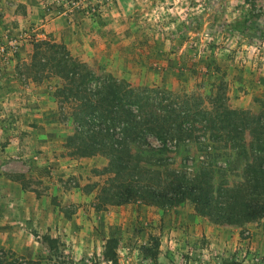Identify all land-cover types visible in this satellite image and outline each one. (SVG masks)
Returning a JSON list of instances; mask_svg holds the SVG:
<instances>
[{
  "label": "rangeland",
  "instance_id": "rangeland-1",
  "mask_svg": "<svg viewBox=\"0 0 264 264\" xmlns=\"http://www.w3.org/2000/svg\"><path fill=\"white\" fill-rule=\"evenodd\" d=\"M40 38L62 42L137 98L148 96L149 110L188 112L183 125L191 129L177 135L167 167L141 162L152 171L131 170L126 183L162 188L205 162L216 187L236 195L243 161L232 151L239 135L228 129V110L256 114L264 100V0H0V264H59L34 233L57 237L74 264H111L102 255L110 237L118 264H264V217L227 225L189 201L161 207L125 195V202L108 159L84 155L81 140L70 139L84 80L33 65ZM21 191L38 201L36 215L21 210L32 201Z\"/></svg>",
  "mask_w": 264,
  "mask_h": 264
},
{
  "label": "trees",
  "instance_id": "trees-1",
  "mask_svg": "<svg viewBox=\"0 0 264 264\" xmlns=\"http://www.w3.org/2000/svg\"><path fill=\"white\" fill-rule=\"evenodd\" d=\"M32 46L33 65L40 67L39 70H49L68 82L79 77L80 81L84 80V110L72 114L75 124L70 138L81 140L79 151L84 149V155L96 151L102 153L108 159L107 169L118 173L120 181L131 170L152 171L142 168L141 162L167 167L177 135L191 129V125H183V120L189 115L186 110H149L148 96L137 98L132 89L115 78L108 75L103 78L88 69L71 56L62 42L40 38L35 39ZM48 48L52 52L49 56L46 55ZM42 54L46 56L42 57ZM65 97L69 96L66 94ZM228 112L232 123L226 126L239 135L232 151L243 161L244 189L233 195L230 192L232 188L224 191L221 187L217 188L212 164L203 162L197 170L187 167L188 170L182 169L174 177L166 178L162 188L140 184V179L135 183L119 182L118 186L122 189L119 194L124 196L125 202L128 196L146 199L148 203L161 207L189 201L198 214L207 216L214 223L227 225H242L264 217V100L256 114L238 110ZM260 121L262 124H259ZM201 127L208 130L205 125ZM100 132L103 136L97 140ZM150 137L158 143H153ZM203 148L207 152L214 147L205 144ZM155 154L161 156L159 163L151 162L150 158ZM200 157L203 159L202 155ZM34 237L47 259L59 264H74V259L61 250L57 237L49 233H34ZM116 245L115 237L107 238L104 243L103 259L111 264H118ZM152 258L157 260L156 251L152 252ZM225 261L238 264L231 259Z\"/></svg>",
  "mask_w": 264,
  "mask_h": 264
},
{
  "label": "crops",
  "instance_id": "crops-1",
  "mask_svg": "<svg viewBox=\"0 0 264 264\" xmlns=\"http://www.w3.org/2000/svg\"><path fill=\"white\" fill-rule=\"evenodd\" d=\"M32 192H28V191H21L22 197H28V198H32L31 196ZM26 199V198H25ZM32 201H30L29 203H26L25 201L23 202L24 204H22V208L21 210L24 212V214H26L27 216H33L36 215L37 210H38V201L35 199V197H33V199H31ZM29 218V217H28ZM21 254L23 253H27V251H19Z\"/></svg>",
  "mask_w": 264,
  "mask_h": 264
}]
</instances>
